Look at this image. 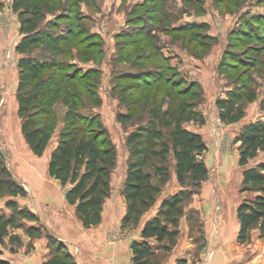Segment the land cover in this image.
Returning a JSON list of instances; mask_svg holds the SVG:
<instances>
[{
    "label": "trees",
    "instance_id": "trees-1",
    "mask_svg": "<svg viewBox=\"0 0 264 264\" xmlns=\"http://www.w3.org/2000/svg\"><path fill=\"white\" fill-rule=\"evenodd\" d=\"M169 1L175 0H141L134 4L127 14L129 29L116 37L119 42L116 62L127 63L134 69L113 77L112 90L118 91L120 102L125 100L126 108L125 113L116 114V120L120 124H133L142 118L146 108L150 109L146 123L139 124L126 137L129 158L122 188L125 201L122 228L138 225L156 204L169 179V156L181 187L160 201L155 215L142 226L140 240L131 242L132 264H153V241L158 246L156 249L167 251L174 244L178 221L184 215V202L193 192L187 187H199L208 174L201 159L207 149L202 136L182 125L199 118L194 110L200 99L198 85L179 77L153 32L160 30L178 39L187 53L198 58L207 54L215 40L205 34L207 25L204 23H185L173 28L170 23L176 15L170 10ZM245 1L216 0L215 6L219 12H237ZM95 3L96 0H12L11 3L20 34L15 53L19 56L16 98L21 133L30 151L42 156L57 127V107L65 108L64 126L50 153L47 170L65 189V201L74 208L86 229L101 222L103 205L110 193L109 176L116 163L115 149L100 116L81 112L83 108L100 106L97 83L101 71L94 68L85 71L71 62L76 58L82 63L97 64L104 56L100 36L91 33L84 24L88 14L83 13L82 7L92 9ZM201 3L194 6L192 0L180 1L181 6L186 4L197 13L204 11ZM2 6L0 0V9ZM187 11L184 9L182 13ZM47 15L52 19H47ZM64 24L67 25L62 28ZM239 27L228 33V43L218 67L233 84L224 98L215 101L218 119L224 125L244 118L245 105L257 98L252 85L253 72L258 67L264 68V60L259 57L264 54V16H250L242 20ZM250 41L260 47H252ZM72 49L76 51L75 57ZM250 51L257 54L255 60H249ZM162 102L166 105L164 109ZM261 105L264 108V100ZM235 142L239 143L238 165L244 167L259 151H264V121L256 120L244 126ZM5 180H0V185L11 189L9 195L24 194L23 188L13 180ZM241 184L246 190L257 192L254 199L242 201L237 208V241L245 243L254 228H258L259 237H264V162L244 169ZM7 207L17 210L15 203L9 202ZM21 214L33 217L20 210L15 215ZM11 224V217L0 214V245ZM0 264L9 262L0 258ZM44 264L76 263L58 242ZM175 264H184V260L178 259Z\"/></svg>",
    "mask_w": 264,
    "mask_h": 264
},
{
    "label": "rangeland",
    "instance_id": "rangeland-1",
    "mask_svg": "<svg viewBox=\"0 0 264 264\" xmlns=\"http://www.w3.org/2000/svg\"><path fill=\"white\" fill-rule=\"evenodd\" d=\"M180 1L182 2V0L168 2L171 5L170 10L176 15L175 20H172L170 25L173 28L192 22L207 25L205 34L215 40L212 42V46L207 54L199 58L194 57L182 48L181 42L178 39H174L160 30L153 33L158 37L162 53L168 57L170 66L175 69L179 77L187 83L198 85L200 99L195 105L194 110L199 114V118L185 121L182 125L190 131H201L202 139L207 147L206 151L201 155V159L208 168V174L199 187H187L193 192L192 196L184 202V215L178 221V234L175 242L168 251L156 249L158 246L154 242V257L151 259V262L153 264H167L173 251H175L177 242L186 237L189 245L191 243L192 245H196L194 251L193 253H190L192 250L186 251L183 255L184 258L178 256L179 258L175 262L178 259H182L184 260V264H208L213 255V250L210 248L216 241V228L221 212L224 210L226 212L229 211L231 209L230 205L234 206L237 198L241 200V203L242 200H252L257 195V192L243 188L241 184L242 172L246 168L255 167L259 163L264 162V151H259L257 156L251 159L246 166H239L237 162L239 143L235 142V138L239 135L242 128L249 123L256 120L264 121V108H261V102L264 100V68L258 67L253 72L254 84L252 83V85L254 86L257 98L252 103L245 105V116L240 122L230 127L222 124L217 116L215 101L217 98H224L227 91L233 88V84L227 79L225 72L219 71L218 68L228 43V33L240 28L241 21L249 19L250 16H264V0H246L237 12H234V10L219 12L215 6L216 0H192V5L194 6L202 2L201 5L204 8L202 13L193 11L186 4L181 6ZM11 3L12 0L11 2L6 0L0 9V41L2 43V45L0 44V180L6 182L5 179L9 178L22 187L18 180L21 178L18 177L20 172L18 168L34 160L43 162V156L56 146L59 132L64 126L62 115L65 108L62 106L57 107V127L42 157H34L21 133V120L17 113L16 91L19 75L16 63L19 56L15 53V46L20 39V34L18 31L19 23L16 21V15L12 12ZM138 3H141V0H96L94 8L82 7L83 13L88 14V19L84 24H86L91 33H96L100 36L104 56L100 63L97 64L92 61L82 63L76 58L71 60V62L76 63L85 71L91 68L101 71L97 83V94L101 101L100 106L96 108H83L81 112L83 114L97 113L100 116L101 124L107 131L108 138L115 149L116 163L109 176L110 193L103 205L105 217L102 221V226L109 230L107 241L125 245L126 249L128 248L127 251L130 249L132 241L140 240V231L146 222L145 215L148 213L147 216H149V212L152 211L150 209L142 217L138 225L122 228L121 220L125 213V201L122 195L123 175L126 172L129 158L126 137L139 124L146 123V120L149 118L150 109L146 108L142 114V118L135 123L120 124L116 120V114L126 112L124 106L125 100H122L123 103H121L118 91L113 92L112 88L114 86L113 77L115 75L126 70H134L127 63L116 62L118 61L119 45L116 37L123 30L129 29V26H127V14L134 4ZM184 9L188 10L187 13H182ZM47 19H52V16L47 15ZM66 25H62V28H65ZM249 44L254 48L260 47L254 41H250ZM75 52V49H72L73 57H75ZM248 53L250 55L249 60H255L254 57L257 54L253 51ZM261 55L259 57L264 60V54ZM162 105L164 109L165 103ZM158 127H160L159 123ZM167 164L170 169L169 179L162 187L156 204L181 189L172 169L173 159L171 156L168 157ZM0 186L2 188L0 190V214L12 218L9 233L5 237L4 243L0 245V248H8L11 254L17 253L18 250H21L23 254H27L38 247L36 243L39 242L42 246L45 245L47 249L46 253L49 256L54 253L56 243L59 242L62 243L68 252V248L64 242L53 237L42 227L40 229L31 228L30 231L27 229L28 223L37 220V217L34 216L36 214L32 210L33 206L37 204L38 206H43L44 204L35 202L34 196L31 193L27 194L24 191L23 195L13 196L8 194L11 189L7 190L8 188H4L3 184ZM17 199L23 204L21 209H18ZM9 202L15 203L17 210L34 214L33 217L24 216L23 214H21L23 216H16L17 210L13 211L7 207V203ZM195 205L197 208H195ZM234 211L236 213L237 207ZM73 216L78 221L74 211ZM169 228L173 229L171 226ZM251 231L259 232L258 228H254ZM237 243L239 242L237 241ZM245 243L260 247L259 252L264 254V237L257 236L251 239V236H249V240ZM129 264H132L131 257L129 258Z\"/></svg>",
    "mask_w": 264,
    "mask_h": 264
},
{
    "label": "crops",
    "instance_id": "crops-1",
    "mask_svg": "<svg viewBox=\"0 0 264 264\" xmlns=\"http://www.w3.org/2000/svg\"><path fill=\"white\" fill-rule=\"evenodd\" d=\"M9 1L11 2V0ZM2 2H6V0H2ZM0 44L2 45L1 41ZM192 132H196L202 136L199 130H193ZM54 147L43 156V162L34 160L18 168L20 171L18 177H21L18 180L23 190L27 194L31 193L34 196L35 202L44 204L43 206H38V204L33 206L32 210L36 214L33 215L37 217V220L28 223L27 229H40L42 227L53 237L64 242L68 248V253L73 257L76 264H129V258L131 257V253H129L130 249L127 251L128 248L126 249L125 245L107 241L109 230L102 226V221L105 217L104 209L101 214V222L92 228H84L80 221L74 218V208L65 201V189L48 174V158ZM31 154L34 157H38L32 152ZM125 176L126 172L123 175L124 180ZM240 201L237 198L234 206L230 205L231 209L229 211L226 212L224 210L221 212L216 228V241L210 248L213 250V255L208 264L264 263V254L259 252L260 247L254 244L250 245L249 243H237L239 222L237 211L235 213L234 209L238 208ZM17 202L19 205L18 209H21L23 204L18 199ZM159 204L158 202L151 208L152 211L149 212V216H147L148 213L145 215V220H148L149 217H152L157 212ZM195 208H197L196 205ZM181 231L183 232V230ZM250 236L251 239H254L259 236V232L251 231ZM151 243L153 244L154 241ZM36 245L39 248L36 247L27 254H23L21 250H18L15 254H11L8 248L1 247L0 258L9 262V264H44L49 257L46 253L47 249L45 245L42 246L39 242ZM195 246L192 243L189 245L186 237L182 238L180 242H177L175 251H173L167 264H175V260L179 258L178 256L184 258L183 255L186 251L192 250L190 253H193Z\"/></svg>",
    "mask_w": 264,
    "mask_h": 264
}]
</instances>
